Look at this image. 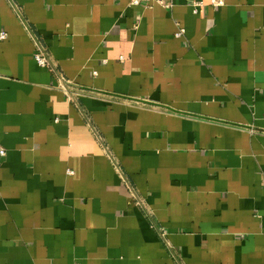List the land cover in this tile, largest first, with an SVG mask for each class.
<instances>
[{
  "label": "crops",
  "instance_id": "0c3cea01",
  "mask_svg": "<svg viewBox=\"0 0 264 264\" xmlns=\"http://www.w3.org/2000/svg\"><path fill=\"white\" fill-rule=\"evenodd\" d=\"M210 1L0 0V264H264V0Z\"/></svg>",
  "mask_w": 264,
  "mask_h": 264
},
{
  "label": "built area",
  "instance_id": "2783aa9c",
  "mask_svg": "<svg viewBox=\"0 0 264 264\" xmlns=\"http://www.w3.org/2000/svg\"><path fill=\"white\" fill-rule=\"evenodd\" d=\"M149 4V3H155L158 6L164 8V9H170L173 6L172 0H130V4L132 6H138L140 4ZM209 5L212 8H220L224 5V2L222 0H211L209 2ZM205 4L200 1H195L192 3L193 13L197 14L199 9H201ZM15 11L19 12V9L14 6ZM184 34V30L181 27H178V32L176 33V37H182ZM33 42H34V53H33V59L38 65V67L42 69H46L50 73L54 74L55 77L58 78L59 83L62 87V91L67 96L69 101H73L75 97L69 92V88H67V82L63 79V77L56 71L55 66L52 63V60L50 59L46 49L42 46V44L38 41V39L33 36ZM7 34L5 32L0 33V41L6 40ZM70 93V94H69ZM5 150L0 147V158L5 157Z\"/></svg>",
  "mask_w": 264,
  "mask_h": 264
}]
</instances>
